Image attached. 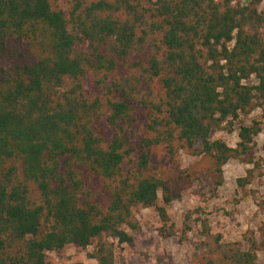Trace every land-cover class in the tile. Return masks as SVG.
Segmentation results:
<instances>
[{
    "label": "trees",
    "instance_id": "1",
    "mask_svg": "<svg viewBox=\"0 0 264 264\" xmlns=\"http://www.w3.org/2000/svg\"><path fill=\"white\" fill-rule=\"evenodd\" d=\"M61 1L0 0V264H115L141 210L222 187L264 134L213 139L264 107V0ZM202 228L190 264H259L264 227Z\"/></svg>",
    "mask_w": 264,
    "mask_h": 264
},
{
    "label": "rangeland",
    "instance_id": "2",
    "mask_svg": "<svg viewBox=\"0 0 264 264\" xmlns=\"http://www.w3.org/2000/svg\"><path fill=\"white\" fill-rule=\"evenodd\" d=\"M66 2L62 0L61 4ZM263 113L264 107L250 116H242L233 131H216L213 139L223 140L236 149L241 127L261 120ZM254 153V165L231 161L224 168L222 187L195 183L181 200L166 206V218L155 209L141 210L137 215L138 230L129 231L132 242L114 241L115 264H190L203 244V222L214 235H221L225 243L243 242L247 233H259L264 227V134L256 139ZM183 161L190 165L195 160L184 155ZM251 170L250 185L241 188L238 181ZM92 254L93 249L86 253L70 249L66 261L57 260L59 264H98ZM259 264H264V254L259 257Z\"/></svg>",
    "mask_w": 264,
    "mask_h": 264
}]
</instances>
